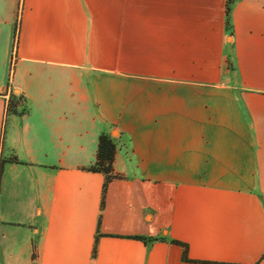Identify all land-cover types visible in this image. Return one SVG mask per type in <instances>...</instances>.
<instances>
[{
  "label": "crops",
  "instance_id": "0c3cea01",
  "mask_svg": "<svg viewBox=\"0 0 264 264\" xmlns=\"http://www.w3.org/2000/svg\"><path fill=\"white\" fill-rule=\"evenodd\" d=\"M226 3L0 0V264H264V0Z\"/></svg>",
  "mask_w": 264,
  "mask_h": 264
},
{
  "label": "trees",
  "instance_id": "16d2710c",
  "mask_svg": "<svg viewBox=\"0 0 264 264\" xmlns=\"http://www.w3.org/2000/svg\"><path fill=\"white\" fill-rule=\"evenodd\" d=\"M231 0H227L226 3V16L229 14V5ZM228 25V20H227ZM10 110V109H9ZM8 110V111H9ZM116 153V144L113 139L106 133H102L98 137L97 152L94 164L88 168L89 171L102 173L106 176V183L113 178L120 177L118 174L113 172V161ZM11 161H15L12 159ZM3 161H0V176L3 167ZM105 189V185H104ZM185 248V247H184ZM186 249H184V259H186Z\"/></svg>",
  "mask_w": 264,
  "mask_h": 264
},
{
  "label": "rangeland",
  "instance_id": "374dc122",
  "mask_svg": "<svg viewBox=\"0 0 264 264\" xmlns=\"http://www.w3.org/2000/svg\"><path fill=\"white\" fill-rule=\"evenodd\" d=\"M13 101H14L13 99L12 100H9L8 106H7L8 110L12 107Z\"/></svg>",
  "mask_w": 264,
  "mask_h": 264
}]
</instances>
